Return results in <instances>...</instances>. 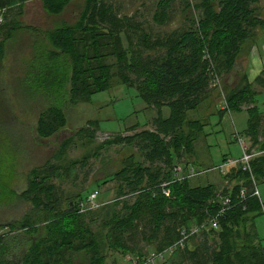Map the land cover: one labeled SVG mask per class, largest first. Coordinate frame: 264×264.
Masks as SVG:
<instances>
[{"label": "trees", "instance_id": "trees-1", "mask_svg": "<svg viewBox=\"0 0 264 264\" xmlns=\"http://www.w3.org/2000/svg\"><path fill=\"white\" fill-rule=\"evenodd\" d=\"M28 1L0 0V68L6 42L22 30L32 39L30 59L17 82L22 99L40 108L33 128L20 127L28 144L38 147L37 139L56 136L66 126L71 109L112 88L113 81L135 88L147 108L160 113L168 107L170 114L153 118L150 129L118 135L104 143L134 148L139 160L130 155L120 170L105 178L118 183V199L105 212L100 232H93L89 225L94 222L93 210L80 212L79 204L89 194H76L63 207V199L51 183L72 138L62 141L53 159L23 173L21 191L14 187L18 180L15 165L6 167L11 153L8 158L0 153L1 212L13 213L30 205L20 218L0 224V229L7 230L0 235V264H75L82 256L86 264H105L106 247L132 254L130 264H143L147 256L128 243L141 240L162 252L180 239L181 230L207 226L224 198L230 202L217 229L202 228L188 239L195 238L191 248L187 240L162 262L172 257V264H264L254 225V219L263 214V204L253 194L250 174L239 167L230 170L223 177L234 179L235 184L218 192L211 184L192 187L189 179L176 177L181 176L182 168L180 173L175 170L177 162L188 164L187 159L194 156L195 143L209 124L210 115L204 114L220 98L225 109L217 111L219 116L246 107L245 134L264 148V141H258L261 118L253 85L244 75L233 88L222 83L235 72L257 36L264 34L258 7L261 0H158L151 24L140 20L137 12L119 14L112 0H39L46 15L59 20L47 30L21 24ZM177 2L183 17L181 27L158 30L171 21ZM66 12L73 14L70 22L62 20ZM215 77L224 91L211 85ZM254 83L264 88V69ZM5 111L0 107V119ZM92 127H98L96 120L77 134L88 138L87 145L92 143ZM138 128L135 125L126 131ZM12 147L7 139L5 151H14ZM88 157L70 161L67 169ZM250 168L260 182L264 158L253 159ZM163 188L169 191L168 197ZM128 195L132 198L120 200Z\"/></svg>", "mask_w": 264, "mask_h": 264}, {"label": "rangeland", "instance_id": "rangeland-1", "mask_svg": "<svg viewBox=\"0 0 264 264\" xmlns=\"http://www.w3.org/2000/svg\"><path fill=\"white\" fill-rule=\"evenodd\" d=\"M112 1L119 14L131 15L137 12L140 20L151 24L152 11L158 0ZM174 7L171 21L167 25L159 27L158 30L166 32L181 27L183 17L178 2L174 4ZM23 11V15L19 19L23 27L33 26L47 30L59 22L56 18L46 15L39 0L26 2ZM70 16H73V14L66 12L62 16V20L70 22ZM154 28L157 29L155 26ZM31 44V36L25 30L17 33L11 42L4 44L5 52L1 57L0 68V93L3 101H0V107L5 108L6 114L4 119H0V153L3 152V155L7 158L11 153V158H8L10 163L6 167L15 165L18 180L16 181L17 185L15 184L14 187L16 191H21L23 173L27 174L31 167L40 166L53 159L62 141L72 138V144L66 150L63 160L57 163L60 166L59 174L57 178L52 179L51 183L58 189V195L63 199V207H65V202L76 194L90 195L96 191L95 204L97 207L91 209L93 210L91 215H95L93 217L94 222L89 225L93 232H100L99 224L106 217L105 212L118 199L116 198L118 183L114 180L105 181V178L120 170L124 160L130 155L136 161L139 160L138 153L134 148L122 145L104 146V143L118 135H132L138 131L150 129L149 123L153 118L158 117L159 114L166 118L169 116L170 110L168 107H163L158 113L154 108H147L135 88L119 85L116 81H113L112 88L91 96L88 103L77 105L74 109H71L67 113L68 122L66 126L56 136L43 140L37 139L39 141L38 147L33 146L31 143L28 144L20 127L33 128L40 108L28 102V100L22 99L17 89V82L24 75L26 64L30 59ZM254 90H256V106L262 125V122L264 124V90L257 92V86H254ZM208 112H211V110ZM206 114L207 112L204 115ZM234 115H226L224 118H219L216 114L209 116V124L195 143L197 156L187 159L188 164H184L181 160L175 164L179 166L180 170L181 168L183 170L181 176H176L178 179L187 178L191 184L202 182L200 185L206 184L204 181H208V179H212V182L217 186H219V183H223L225 173L221 175L218 169L214 171V166H218L223 157H234L237 154V146L232 143V135L235 127L239 128L236 123L244 124L247 120L246 113L238 116L239 118L236 117L237 121L234 120ZM91 120H96L98 127H92L93 130L90 129L89 135L92 143L87 145L88 138L77 134ZM135 125L139 128L126 131L127 128ZM31 136L33 137L32 134ZM7 139L12 142L13 147L11 149L14 151H5ZM87 155L89 157L86 161L81 162L72 169H67L70 161L82 160ZM198 158H200V163ZM29 161H32V166L27 165ZM257 186L264 199V181L257 183ZM131 198L132 196L128 195L126 199L121 198L120 200ZM29 208L30 205L27 203L24 208L21 207V211L11 213L10 210L4 212L0 210V224H7L20 218ZM119 208L120 206L116 207V209ZM88 219V217L85 218L86 223L89 222ZM254 222L259 238L258 248L264 259V213L257 216ZM6 231L4 228L0 229V235L7 233ZM195 237L197 241L199 237ZM194 240L195 238L192 242L188 240L186 243L189 248L194 244ZM133 243H128L127 246L133 249L139 248L142 254L146 256L156 252L154 245H146L141 240L134 239ZM103 253L105 254V264H130L128 261L132 255L130 253L123 254L121 251L107 247L104 248ZM84 257L77 259L75 264H86L87 260ZM174 260V258L168 257L166 262L156 260L155 264H172Z\"/></svg>", "mask_w": 264, "mask_h": 264}, {"label": "crops", "instance_id": "crops-1", "mask_svg": "<svg viewBox=\"0 0 264 264\" xmlns=\"http://www.w3.org/2000/svg\"><path fill=\"white\" fill-rule=\"evenodd\" d=\"M263 2H264V0H261L258 7H259L260 18H262L264 20V3ZM263 69H264V34H259L257 36L254 44L252 45L251 49L248 51V53L244 54L242 56V58L240 59L239 63L237 64V69L235 70V72L229 74L225 79H223L222 83L225 84L227 87L233 88L235 85H237L240 76L244 75L247 78L248 82L253 85V89H254V86H257V92L258 91L260 92V91L264 90V88L255 84L254 81L262 73ZM221 89L223 90L222 86H221ZM254 91L256 92V90H254ZM224 109H225V104L222 101V98H220L219 100H217L213 104V108L211 107V112H207V113L210 116H212L213 114L214 115L216 114L219 118H224L226 115L231 116V115L235 114L234 115L235 121H237L236 117L242 115L243 113L247 114L246 107H241V110L239 112H226V113H223L221 116H219L217 111L218 110H224ZM247 121H248V115H247V120L244 124L236 123L239 128L235 127V130H234L233 135H232V138L234 140V141L232 140V143L235 146H237L236 147L237 151H238L237 154L234 157L233 156L223 157L221 160V163H219L218 166H214V171L217 170L222 165V163H226L228 160L235 161V160H238L240 158L241 148H240L239 144L237 143V141L234 139V135H238L241 139H243L245 141V143L248 147V151H254V155H253V158L251 161H253V159H255L257 157H263L264 158V148H260V145H254L252 143L249 135L245 134L246 129H247ZM234 126H235V124H234ZM258 141L260 143L262 141H264V124H263V122H262V125L260 124L259 130H258ZM195 156H197L196 152L194 154V157ZM198 161L200 163V158H198ZM199 165H202V164H199ZM235 168L237 169L238 167L237 166L236 167L235 166L226 167L224 169V171L221 172V175L224 173L226 175L230 170L235 169ZM253 180L255 183L256 191L258 193V196H256V197H258L260 202L263 204L262 206H263V213H264V199L262 198V192H260V190L257 186V181L255 180L254 176H253ZM222 181H223V183H219V186L215 185V183L212 182V179H208V181H204V183H206V184H203V185H200V183H202V182L194 183V184L190 183V185L192 187H196V186H205V185L211 184L215 187V189L218 192H221L223 189L231 188L235 184V180L234 179L231 180V178H229V179L224 178V180H222ZM262 181H264V178L260 182H262ZM260 182H258V184ZM253 190H254V187H253ZM263 194H264V191H263ZM254 225H255V222H254ZM255 227H256V225H255ZM256 234L258 236L257 229H256ZM257 242H259V238H258V240H256V243ZM258 245H259V243H258Z\"/></svg>", "mask_w": 264, "mask_h": 264}, {"label": "built area", "instance_id": "built-area-1", "mask_svg": "<svg viewBox=\"0 0 264 264\" xmlns=\"http://www.w3.org/2000/svg\"><path fill=\"white\" fill-rule=\"evenodd\" d=\"M2 23V17H0V25ZM206 56H208L206 54ZM213 87H217L219 91H221V83L220 80L218 78H214L211 84ZM234 139L237 141V143L239 144L240 148H241V156L238 160L232 161V160H228L226 163H223L218 170L220 172L224 171V169L226 167L229 166H237L239 167L242 171H246L250 174V180L253 183L254 186V192L253 194L255 196H258V193L256 191V187H255V183L253 180V175L251 173V168H250V162L253 158L254 155V151H248V147L245 143V141L243 139H241L238 135H234ZM175 170L178 172L180 171L179 168H175ZM184 179V178H183ZM181 180V179H180ZM164 187L166 186L163 185ZM164 189V188H163ZM162 193L168 197L170 195L169 191L164 189L162 191ZM244 191H241V195H243ZM97 198V193L96 191L91 193L90 195H88L84 201L80 202L79 206H80V212H86L89 211L96 206L95 204V200ZM229 199L228 198H224L223 202H222V208L219 210V212L217 213L216 217L213 218L212 220H210L208 222L207 226H201L200 228L197 227H193L192 229H190L188 232H186V230H181L180 231V239L175 242L172 246L168 247L167 249L163 250L162 252H155L152 253L151 255L147 256L145 262L143 264H155L156 260H160L163 261L166 257V254L173 252L174 250H176L177 248H182L184 246V243L193 235L199 233L200 230L206 229H217L218 227V223H219V219L220 217L223 216L224 211L226 210V207L229 205Z\"/></svg>", "mask_w": 264, "mask_h": 264}]
</instances>
